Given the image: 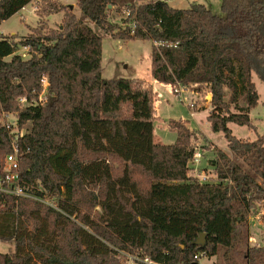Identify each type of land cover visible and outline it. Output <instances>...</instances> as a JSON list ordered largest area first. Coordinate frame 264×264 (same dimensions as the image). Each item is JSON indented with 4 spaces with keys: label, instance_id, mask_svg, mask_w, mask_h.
Here are the masks:
<instances>
[{
    "label": "trees",
    "instance_id": "1",
    "mask_svg": "<svg viewBox=\"0 0 264 264\" xmlns=\"http://www.w3.org/2000/svg\"><path fill=\"white\" fill-rule=\"evenodd\" d=\"M30 3L37 27L24 37L0 35V115L29 126L17 141L29 197L0 192V242L13 245L0 252V264H198L219 256L215 264H264V246L247 244L248 220L264 207V135L241 140L228 127L253 126L254 75L264 83V0H222V16L202 4L77 0L83 18L55 0H0V25ZM127 9L120 30L109 16ZM57 13L62 24L52 29L47 17ZM89 22L113 39L151 41L156 82L186 90L197 84L198 93L207 85L208 120L228 145L215 150V178L190 175L197 135L183 121L168 123L174 144L154 141L148 81L103 78V39ZM43 76L46 102L23 109L19 100L33 104ZM10 150L2 123L0 180ZM202 234L203 248L195 244Z\"/></svg>",
    "mask_w": 264,
    "mask_h": 264
},
{
    "label": "rangeland",
    "instance_id": "2",
    "mask_svg": "<svg viewBox=\"0 0 264 264\" xmlns=\"http://www.w3.org/2000/svg\"><path fill=\"white\" fill-rule=\"evenodd\" d=\"M63 6H73L72 11L78 18H83V15L77 7V0H55ZM192 4H202L208 7L214 14L222 16L221 4L222 0H171L169 5L173 8L186 9ZM35 4H28L25 9L8 20L4 21L0 25L1 36H27L32 28L37 27L39 17L35 13ZM63 13H57L47 17V23L50 28L57 29L62 24ZM125 16L124 13H117L116 11L109 16V20L116 24L120 30L125 29ZM102 37L103 47V59H102V76L104 79H118V78H133L136 77H148L154 84V105L156 108V120L154 124L155 140L158 143L171 145L174 144L177 139V134L168 128L170 120L186 121L189 124V128L193 131L197 137L194 140V147L196 153L200 154L199 164L196 167L189 163L190 175L199 181H210L215 178V171L212 161L215 159V150L221 149L228 151L227 141L223 132H214L212 125L208 120V115L211 110L210 100L211 95L206 84L200 87V93L193 91V86H188V90L181 91V94L177 96L174 94L171 86L163 85L156 82L151 73V52L153 43L149 40H122L113 39L107 34L101 33L94 25L89 22L88 24ZM24 49L21 51L23 52ZM255 88L259 94V102L256 107L250 111V120L252 127L239 126L234 123L228 125L232 132V135L241 140L254 141L258 136L264 135V83L258 79L256 75L253 77ZM186 88V87H185ZM193 103L195 109L192 111L188 107ZM4 115H0V124L4 123L8 118H3ZM8 119H12L9 116ZM29 127V126H28ZM27 125L21 127L23 129L21 133L28 129ZM235 161L242 164L241 159L232 155ZM114 173L119 174L122 170V165L118 162H113ZM134 179L139 181L140 184L146 186L147 179L140 175L138 171L135 174ZM260 183H262L259 180ZM264 186V184H263ZM264 210V207L262 208ZM99 207L94 209V212H98ZM256 214V213H255ZM253 214L248 220V240L247 244L250 246H264V220L261 218L258 220L256 215ZM240 242L243 243V239L239 237ZM13 247L11 243L0 242V252L8 253ZM121 260L124 262L129 256L121 255ZM222 263L221 256L207 258L202 257L199 259L198 264H215Z\"/></svg>",
    "mask_w": 264,
    "mask_h": 264
},
{
    "label": "built area",
    "instance_id": "3",
    "mask_svg": "<svg viewBox=\"0 0 264 264\" xmlns=\"http://www.w3.org/2000/svg\"><path fill=\"white\" fill-rule=\"evenodd\" d=\"M161 1H164L169 4L171 0H161ZM131 14L132 12L130 9L124 11L125 18H129ZM27 51L28 48H25L23 52H20L21 57L26 58ZM40 86H41L40 94L37 100L33 104H29L25 98L19 100V103L23 109L24 108L32 109V107L41 105L44 102H46V97L49 87L48 78L46 76H43L41 78ZM182 89L186 90L185 88H183L181 85L178 84L173 88V92L174 94L179 96L181 94ZM188 107L190 108L191 111L195 109V105L193 103L189 104ZM2 115L4 114L2 113ZM9 116H11L12 119H8ZM9 116L6 117L5 115L3 116L4 119L8 117L3 123V125L10 135L11 150L9 153L5 155L3 159L2 172L4 177L2 180H0V192H3L5 194H10L18 198H25V197H29V195H27L22 188V179L20 173V154H19L17 141L19 137H21L26 131L21 133L20 131H22L23 129H21V127L19 126L17 117L15 115H9ZM183 124L187 129H190L188 122L185 121ZM200 157L201 155L199 153L198 154L196 153L194 158L191 160L192 163L190 161L191 165L194 166L196 164L197 167V165L200 162L199 161ZM262 215H264V210H262L259 214L256 215L257 219L259 220ZM199 256L201 255H196L194 259H199ZM129 259L132 262H134V260L131 257H129ZM141 264H158V263L153 262L149 258H145L141 262Z\"/></svg>",
    "mask_w": 264,
    "mask_h": 264
},
{
    "label": "crops",
    "instance_id": "4",
    "mask_svg": "<svg viewBox=\"0 0 264 264\" xmlns=\"http://www.w3.org/2000/svg\"><path fill=\"white\" fill-rule=\"evenodd\" d=\"M24 9H25V7L22 9V11H23ZM19 12H20V11H19ZM149 76L152 77V76H151V73H150ZM130 79H144V80L148 81V82L152 85V87L154 88V84H153V82H152L151 79L148 78V77H136V76H134L133 78H130ZM152 79H153V78H152ZM195 87H197V84H196V85H193V89H194ZM183 123H184V121H183ZM154 141L157 142V141L155 140V135H154ZM157 143H158V142H157Z\"/></svg>",
    "mask_w": 264,
    "mask_h": 264
},
{
    "label": "water",
    "instance_id": "5",
    "mask_svg": "<svg viewBox=\"0 0 264 264\" xmlns=\"http://www.w3.org/2000/svg\"><path fill=\"white\" fill-rule=\"evenodd\" d=\"M70 10L73 9V6H70L69 7ZM204 241H205V235H201L196 241H195V244L200 246L201 248L204 247Z\"/></svg>",
    "mask_w": 264,
    "mask_h": 264
}]
</instances>
